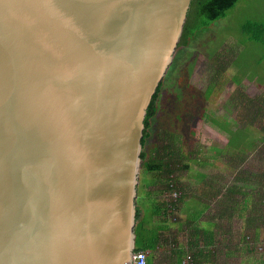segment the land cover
<instances>
[{
    "label": "water",
    "instance_id": "water-1",
    "mask_svg": "<svg viewBox=\"0 0 264 264\" xmlns=\"http://www.w3.org/2000/svg\"><path fill=\"white\" fill-rule=\"evenodd\" d=\"M193 0H0V264H133L150 106Z\"/></svg>",
    "mask_w": 264,
    "mask_h": 264
},
{
    "label": "trees",
    "instance_id": "trees-1",
    "mask_svg": "<svg viewBox=\"0 0 264 264\" xmlns=\"http://www.w3.org/2000/svg\"><path fill=\"white\" fill-rule=\"evenodd\" d=\"M239 1L193 0L179 47L189 45L199 33L207 28L209 29L211 24L221 20L224 15H228V12ZM244 31L250 41L264 45V24L249 22L244 26ZM229 53L232 58L235 56L234 51H231V48L228 47L216 53L213 61L215 63L219 62V65L223 64V62L224 64L220 65V70L213 75L211 83H209L207 90L204 92L205 98L211 97L213 92H210L211 88L220 83V77L227 74L229 66L233 67V64L226 63L227 59H229ZM259 62L263 63V60H259ZM260 63L258 64L259 67ZM184 77L187 79V76ZM252 77H256V80L261 81L259 86L263 85L264 72L261 71V68H259V71H255L252 76L250 75L249 79ZM238 81V86H241L238 91H243L244 87L240 80ZM180 83L185 82L181 81ZM162 87L163 83L153 99L145 122L146 132L143 140L144 152L142 154V173L144 177L146 176L144 179L146 187L152 186L155 189L145 191L144 195L140 193L138 204L140 200L144 201L143 207L146 208L147 206V211L146 216L143 217V208L141 209L138 205L136 227V250L150 251L151 253L157 250L160 245L161 236L159 231H168L173 224L180 225L181 218H178L181 209L180 205L187 194L192 191L190 190L191 185L181 178L183 173L191 170L187 156L183 153L182 148L179 147L181 134H177V132L172 130H163L161 131L162 144H156L149 152L146 151V141L150 137L148 130L151 127V119L158 112L156 104ZM243 93L240 95L241 98H237L235 104L245 114L241 120L245 125H243V129L230 133L228 147L224 149L226 151L221 150L218 152L219 155H225V168L229 172L232 171L231 173H234L235 176L231 180L226 179L224 183L218 180V177H210L211 182L205 183L206 175L199 172L196 180L204 183L203 192H205L209 200L214 201L216 206L214 213L209 217V220H211L209 223L216 224V221L220 220L227 222L229 225L233 221L239 220L241 222V248L243 251L258 256L260 259L258 263L264 264V237L261 236L262 232L264 233V91L254 97ZM192 96L194 100L202 99V97L195 94ZM179 98V96H176L174 99ZM181 111H190L188 112V117L198 113L199 117L206 121L215 122L203 112V106L200 103H197L196 107ZM176 117H180L179 113L176 114ZM188 117L185 116L184 119ZM174 126L176 127L175 124ZM253 129L258 133L257 136L251 133ZM251 155H254L253 161L251 164L246 165ZM147 176L149 179H147ZM158 186H160V189L157 188ZM174 192L179 195L176 203H172L171 200L168 201L167 198L168 195ZM194 221L197 222L196 228H198V222L200 221L195 218L192 222ZM209 239L210 245H212L215 241L212 233ZM213 247H216L215 244ZM259 247L261 250H259ZM202 254L218 256L214 254L213 250L206 253L203 248L200 249L198 256L194 253L195 257H199ZM179 255L182 257L180 260L182 262L186 258V254L180 252ZM194 255L190 256L191 260L194 259Z\"/></svg>",
    "mask_w": 264,
    "mask_h": 264
},
{
    "label": "rangeland",
    "instance_id": "rangeland-1",
    "mask_svg": "<svg viewBox=\"0 0 264 264\" xmlns=\"http://www.w3.org/2000/svg\"><path fill=\"white\" fill-rule=\"evenodd\" d=\"M249 22L264 24V0H240L228 12V15H224L221 20L211 24L209 29L199 33L189 45L179 47L163 82L156 104L158 112L151 119V127L148 130L150 137L146 141V151L149 152L156 144H162L161 131L163 130H172L181 134L179 147L190 160L192 169L182 174L181 178L185 182H195L193 178L199 172L206 175L205 183L211 182L210 177H218V180L224 183L226 179L231 180L235 176L231 173L232 171L229 172L225 168V155H219L218 152L228 147L230 133L243 129L245 125L241 122L245 114L235 104L237 98H241L243 91L250 97L257 96L264 91V83L259 86L261 81L256 80V77L249 79L250 75L259 71V68L264 72V45L249 40L244 31V26ZM226 47L234 51L235 56L232 58L229 53V59L226 61L227 64H233V67L227 68L228 72L220 77V83L211 88L210 92L213 91L211 97L205 98L204 92L211 83L213 75L220 70V65L224 64L223 62L219 65V62L215 63L213 59L216 53L225 50ZM259 60H263V63ZM184 76H187V79ZM180 80L185 83H180ZM238 80L244 87L243 91H238L241 88L238 86ZM194 94L202 97L203 100H194L192 96ZM176 96L180 98L174 99ZM197 103L203 106V112L215 122L206 121L199 117L198 113L188 117L190 111H181L196 107ZM177 113L181 118L176 117ZM185 116L188 118L184 119ZM251 133L258 135L255 129ZM253 157L254 155L249 157L250 160L246 165L252 163ZM145 178L141 169L139 195L155 189L152 186L146 187ZM147 179H149L148 176ZM157 188L160 189V186ZM143 202L140 200L138 205L144 211ZM206 203L212 206L210 207L211 215L215 211V203L211 200H207ZM178 218L181 216L178 215ZM227 229H231L228 239L230 241L227 243L230 247H235L239 243L238 233L241 229V222L235 220L227 225ZM261 236L264 237L263 232ZM180 241L182 243L184 240ZM259 250H261L260 247Z\"/></svg>",
    "mask_w": 264,
    "mask_h": 264
},
{
    "label": "crops",
    "instance_id": "crops-1",
    "mask_svg": "<svg viewBox=\"0 0 264 264\" xmlns=\"http://www.w3.org/2000/svg\"><path fill=\"white\" fill-rule=\"evenodd\" d=\"M188 163L190 164V160H188ZM193 179L195 182L187 181L191 185L190 190L192 191L187 194L180 205V225L173 224L170 226V230L159 231L161 236L160 245L154 252L149 251L148 264H259L260 259L258 256L243 251L241 248V229L238 233L239 243L235 247H230L227 241H230L228 239L231 229H227V222L209 223L211 221L209 220V217H211L210 212L212 211L210 207L212 206L206 203L209 199L203 192L205 185L203 182L197 181L196 177ZM209 208L210 211L207 213ZM146 211L147 206L142 213L143 217L146 216ZM194 218L200 221L198 222V228H196L197 222H192ZM211 233L215 237L212 245L209 242ZM180 240L184 241L181 243ZM214 244L216 247H213ZM202 248L205 249L206 253L213 250L214 254L218 256L202 254L195 257L194 253L198 256ZM180 252L186 254V258L182 262H180L182 258L179 255ZM191 255H194L193 260H191Z\"/></svg>",
    "mask_w": 264,
    "mask_h": 264
},
{
    "label": "built area",
    "instance_id": "built-area-1",
    "mask_svg": "<svg viewBox=\"0 0 264 264\" xmlns=\"http://www.w3.org/2000/svg\"><path fill=\"white\" fill-rule=\"evenodd\" d=\"M178 193L174 192L167 196L168 201L171 200L172 203L177 202ZM174 209V208H173ZM149 251H137L134 255L133 264H148Z\"/></svg>",
    "mask_w": 264,
    "mask_h": 264
}]
</instances>
